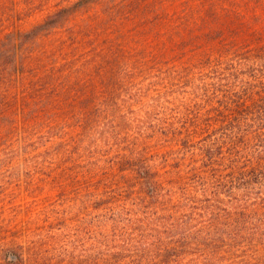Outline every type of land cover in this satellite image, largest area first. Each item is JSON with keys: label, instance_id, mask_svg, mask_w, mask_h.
<instances>
[{"label": "trees", "instance_id": "trees-1", "mask_svg": "<svg viewBox=\"0 0 264 264\" xmlns=\"http://www.w3.org/2000/svg\"><path fill=\"white\" fill-rule=\"evenodd\" d=\"M90 1L62 7L27 31H0V157L43 154L60 139L58 152L69 158L70 174L80 182L78 200L90 213L88 236L78 237L71 234L70 214L60 202L28 200L26 218L21 206L15 216L13 203L10 216L0 218L5 232L0 264H264V29L210 34L189 62L144 74L156 75L149 83L157 87L152 96L153 88L144 93L128 80L140 75L128 59L103 58L97 47L96 61L88 64L95 74L71 73L80 65L78 55L90 48L82 30L66 23ZM47 36L50 41H43ZM39 41L44 42L40 49H26ZM125 82L137 94L132 101L151 99L138 109L149 121L133 114L131 123L124 121L132 139L145 138L139 147L127 142L124 150L125 169L135 172L141 187L131 196L107 174L112 162L103 164L108 156L99 155L105 148L68 141L62 128L74 122L72 131L86 129L91 138V131L117 114L87 96L81 97L83 109L70 110L66 103L84 90L115 94ZM21 96L28 106L17 110L12 100ZM12 113L20 114L24 125L10 124ZM46 115L47 123L37 126L46 137L41 145L15 136L20 127L25 134L35 127L25 123L27 117ZM151 143L163 150L160 164L149 154ZM39 180L32 186H40ZM133 225H141L142 232ZM141 249L150 256L139 257ZM226 254L232 256L229 262Z\"/></svg>", "mask_w": 264, "mask_h": 264}, {"label": "rangeland", "instance_id": "rangeland-1", "mask_svg": "<svg viewBox=\"0 0 264 264\" xmlns=\"http://www.w3.org/2000/svg\"><path fill=\"white\" fill-rule=\"evenodd\" d=\"M80 1L82 0H0V31L30 30L58 9L73 7ZM66 26L82 30L84 36L88 38L86 47L90 48L78 55L76 62L80 65H77L72 74H95L88 70L90 68L88 64L96 61L97 56L94 51L97 47L103 52V58L114 56L117 59H128L135 74H140L128 80H134L132 85L142 88L144 93L153 88L155 91H152L151 95L154 96V93L157 94V87L149 83L156 78V75L144 74H156L157 68L165 67L168 63L181 60L189 62L195 58L197 50L207 44L210 34L218 36V31L228 33L231 29L249 31L253 26L264 29V0H93L72 13ZM43 39L49 42L50 36ZM43 41L30 44L26 49H40V45H44ZM85 56L90 57L85 58ZM95 67L97 65L92 68ZM150 78L154 79L150 80ZM132 85L129 83L126 87V82L122 83L121 87L125 89L113 90L115 94L103 93L106 92L103 89H97L96 92L84 90L80 94L78 92L72 94V98L70 97V101L66 103V107L70 110L83 109L86 102L81 97L87 96L88 100L106 106L105 110H109L110 114H117L111 120L104 121L95 133L94 130L91 131L93 132L91 138L87 137L89 133L86 129H83L82 133L72 131L74 122L62 126L66 130L68 141L76 138L88 146H100L107 150L99 151V155H103L101 159L108 156L102 163L109 165L112 162L107 174H111L112 179L117 181L116 187L124 185L128 187V190H124L125 196L138 195L141 193V187L135 172L125 169L127 163L123 161L124 150L128 147L127 142L131 141V145L139 147L145 142V138L139 141L132 139L128 134L131 129L124 121L125 118H129L131 123L132 114L133 118L145 116L138 114L140 113L138 109L141 106L145 108L151 102L150 97L144 100L139 97V100L132 101V97H137V94L127 89ZM16 87L20 85H14L12 88ZM12 95L15 96L14 91ZM12 101L13 106L18 107L17 110L24 105L28 106L23 96ZM31 106L33 108V102ZM19 115L12 113L10 124L19 122V125H24L23 118ZM66 115L72 118L71 112L68 111ZM48 120V115L34 119L27 117L25 123L35 127L29 134H25L24 128L20 127L19 135L15 136L29 140L31 137L35 141L31 142L32 145L36 142H40L41 145L46 137L38 133L37 126L44 125ZM144 120L149 121L150 118L145 116ZM7 137L6 132L1 139ZM59 140L56 139L50 147L51 150L43 154L36 153L26 158L22 152L18 155L8 154L0 157V218L2 215L10 216L13 203L17 205L16 211H18L15 216L20 213L21 206L23 217L26 218L28 200L36 197L46 198L47 201L60 202L63 208L65 206V211L70 214L68 228L72 229L71 234L78 237L83 234L87 237L89 233L87 221L90 219V213L83 206L82 201L78 200L80 182L76 183L70 174L72 168L67 164L69 158L60 156L58 152ZM145 150L146 148L143 147L142 152ZM162 152L161 148L151 143L149 154L156 155L159 164L161 160L159 155ZM45 178L51 180L42 183L40 180ZM34 179H40L38 182L41 185L32 186L31 182ZM82 218L84 220L78 223L77 220ZM136 226L133 225L134 228ZM139 226L141 225L135 228V232H142L138 229ZM4 233L0 228V240L3 239ZM138 238L141 241L145 239L142 235ZM136 254L139 257L150 256L146 249H141ZM225 258L229 262L232 256L226 254Z\"/></svg>", "mask_w": 264, "mask_h": 264}]
</instances>
